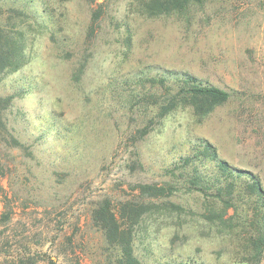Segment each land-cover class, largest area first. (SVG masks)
I'll use <instances>...</instances> for the list:
<instances>
[{
  "label": "rangeland",
  "instance_id": "rangeland-1",
  "mask_svg": "<svg viewBox=\"0 0 264 264\" xmlns=\"http://www.w3.org/2000/svg\"><path fill=\"white\" fill-rule=\"evenodd\" d=\"M143 5L0 0V47L15 44L20 58L10 66L5 47L0 64V264H113L118 251L92 209L107 198L119 218L124 202L148 201L137 185L163 184L203 141L264 189V0H202L156 15ZM186 75L229 99L203 116L184 104L158 118L159 95ZM163 200L197 212L208 204L180 186ZM237 215L227 230L149 211L132 228L134 255L141 264H264L248 241L255 226Z\"/></svg>",
  "mask_w": 264,
  "mask_h": 264
},
{
  "label": "trees",
  "instance_id": "trees-1",
  "mask_svg": "<svg viewBox=\"0 0 264 264\" xmlns=\"http://www.w3.org/2000/svg\"><path fill=\"white\" fill-rule=\"evenodd\" d=\"M202 0H144V9L149 14L167 13L184 9L190 2H201ZM9 55L8 64L17 66L20 58L19 50L14 44L11 48L6 44L0 47V64ZM230 97L228 91L209 83H202L195 77L186 75L179 80L170 91H164L159 95L158 111L156 116L163 117L179 105H190L193 113L199 116L207 114L215 105L227 101ZM140 131V135L145 133ZM213 166V167H211ZM179 169V174L174 170ZM172 176L163 184H138L140 195L148 201H127L120 207L119 218H117L109 199H102L91 211V220L102 233L106 245L117 249L113 264H141L134 255L132 247V228L139 223L145 213L149 211L163 210L169 214H175L176 220L173 225L187 223V215H197L213 222L216 227L233 230L237 223L233 222V216L237 213L241 220L243 216V204L247 205L246 210H251L249 225L255 226L256 234L248 241L252 246V256L259 260L264 250V189L256 174L253 172L231 166L226 160L218 157L215 146L208 141H203L202 147L192 154L182 157L174 168L169 170ZM222 179L224 184H222ZM180 183V184H179ZM180 187L187 191H196L203 195L208 201L204 211H194L179 203L163 200L156 203L157 199H164L171 196ZM221 203V208L216 204ZM232 207L234 215L226 217L227 209ZM182 215H184L182 217ZM182 217V219H180ZM179 264H193L183 262Z\"/></svg>",
  "mask_w": 264,
  "mask_h": 264
}]
</instances>
